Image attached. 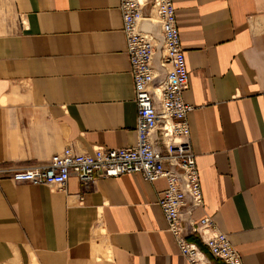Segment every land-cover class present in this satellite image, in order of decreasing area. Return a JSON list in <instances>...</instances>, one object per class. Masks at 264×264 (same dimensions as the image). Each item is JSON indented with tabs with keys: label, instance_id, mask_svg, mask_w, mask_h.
I'll return each mask as SVG.
<instances>
[{
	"label": "crops",
	"instance_id": "0c3cea01",
	"mask_svg": "<svg viewBox=\"0 0 264 264\" xmlns=\"http://www.w3.org/2000/svg\"><path fill=\"white\" fill-rule=\"evenodd\" d=\"M172 2L204 202L189 217L264 264V0ZM135 128L119 0H0V167L133 146ZM166 188L138 173L86 192L74 176L63 191L0 176V264H190L158 204Z\"/></svg>",
	"mask_w": 264,
	"mask_h": 264
},
{
	"label": "built area",
	"instance_id": "2783aa9c",
	"mask_svg": "<svg viewBox=\"0 0 264 264\" xmlns=\"http://www.w3.org/2000/svg\"><path fill=\"white\" fill-rule=\"evenodd\" d=\"M119 10L136 105L135 145L99 147L82 154L67 147L45 163L0 167V176L56 191H63L74 176L85 192L99 178L138 173L148 183L165 179L167 188L158 204L180 255L190 264H216L214 260L243 264L212 217L203 215L197 221L189 217L192 211L203 209L204 202L190 141L192 106L183 101L188 69L173 2L119 0ZM143 23L151 29H144ZM191 236L207 253L188 241Z\"/></svg>",
	"mask_w": 264,
	"mask_h": 264
}]
</instances>
